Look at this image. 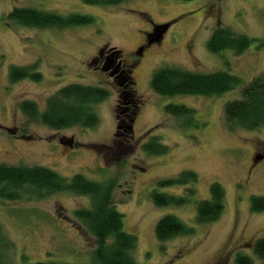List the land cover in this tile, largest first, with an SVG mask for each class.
I'll list each match as a JSON object with an SVG mask.
<instances>
[{"label":"rangeland","instance_id":"rangeland-1","mask_svg":"<svg viewBox=\"0 0 264 264\" xmlns=\"http://www.w3.org/2000/svg\"><path fill=\"white\" fill-rule=\"evenodd\" d=\"M14 7H32L61 15L94 18L88 26L71 29H34L11 26L6 15ZM171 23L160 42L139 56L153 25ZM218 27L229 28L257 40L243 54L231 50L214 55L207 41ZM264 0H127L115 7L88 5L80 0H0V163L40 166L69 178L115 184L113 199L123 215L124 230L137 238L133 253L139 264H236L240 255L264 264L252 253V243L264 237V212H252V196L264 197V126L256 130L228 128L223 116L226 102L239 99L241 88L264 73ZM121 52L124 63H134L135 98L140 100L134 124L137 148L122 160L106 162L94 145H112L116 133L118 86L91 61L101 49ZM11 66H36L40 82H10ZM179 67L195 73L225 71L238 76L242 86L222 96L155 94L150 87L158 68ZM105 88L108 97L92 106L97 126L52 130L29 122L19 110L24 100L41 111L48 97L68 84ZM168 104L195 111L196 123L185 127L165 113ZM148 133L149 136L147 135ZM159 140L168 147L163 156L148 155L142 145ZM256 157L261 159H256ZM184 171L197 174L195 196L181 207H156L153 191L186 196L187 186L161 187L160 180ZM225 191L221 217L209 225L195 223L196 205L210 197V185ZM15 200L0 198V226L8 240L0 247V264H96L93 237L74 218L90 199L70 193L38 198L20 191ZM174 215L194 232L160 243L155 225Z\"/></svg>","mask_w":264,"mask_h":264},{"label":"trees","instance_id":"trees-1","mask_svg":"<svg viewBox=\"0 0 264 264\" xmlns=\"http://www.w3.org/2000/svg\"><path fill=\"white\" fill-rule=\"evenodd\" d=\"M80 1L88 5L115 7L127 0ZM6 20L11 26L60 30L94 23V18L89 15L74 13L61 15L32 7H14L6 15ZM149 42L150 39H147V43ZM253 42L257 40L235 33L229 28L218 27L212 31L207 41V49L214 55H221L223 51L231 50L238 56L248 50ZM261 45H263L262 42L261 44L259 42L258 46ZM99 53H105L112 61H115V67L121 63L119 73L112 75L113 82L119 89L115 106L117 129L112 145L92 146L96 154L103 155L104 160L109 163L111 156L116 160H122L123 156H129L137 148L134 124L140 100L135 98L133 91L132 67L124 63L121 52L117 49L107 51L102 48ZM8 76L12 83L28 79L34 82L42 80V75L37 72L36 66H11ZM242 84L241 78L225 71L195 73L171 66L158 68L150 79L151 90L163 97H216L234 91ZM108 95L105 88L73 83L61 87L48 97L43 111L36 102L30 100L20 102L19 110L29 122H39L52 130L76 126L93 128L97 126L98 118L92 106L104 101ZM164 111L167 115L183 122L182 126L187 127L194 123L196 128L199 127L195 120L196 113L191 108L180 104H168L164 107ZM223 116L225 124L230 129L240 127L246 130H256L264 126V73L255 76L241 88L239 99L225 103ZM142 150L153 156H163L168 153V147L154 138L145 142ZM197 182L198 176L192 171H184L177 177L160 180L158 185L161 187L187 186L186 196L153 191V204L156 207L184 206L195 196ZM114 189L115 184L111 179L98 182L82 174L65 178L45 167L12 166L0 163V198L18 199L21 197L20 191L22 190L38 198L56 193L88 197L89 206L74 210L73 216L94 239L96 247L93 257L96 264H139L133 256L137 238L124 230L123 215L117 211L113 199ZM224 208L225 191L220 184L213 183L210 185V197L197 202L195 223L209 225L216 222L221 217ZM250 208L252 212H264V197L252 196ZM154 231L160 243L177 237L190 236L194 232L193 228L188 227L174 215H166L158 220ZM7 245L8 240L0 226V247ZM251 250L253 255L264 263V237L254 240ZM34 264L62 263L36 262ZM236 264H254V261L250 256L240 255L236 259Z\"/></svg>","mask_w":264,"mask_h":264},{"label":"flooded vegetation","instance_id":"flooded-vegetation-1","mask_svg":"<svg viewBox=\"0 0 264 264\" xmlns=\"http://www.w3.org/2000/svg\"><path fill=\"white\" fill-rule=\"evenodd\" d=\"M159 34H160V31L155 29V25L152 26L147 32H145L143 44L141 46H139L134 51V53L139 55V56H141L144 53V50L146 49V47L148 46L147 35H150L152 37H157ZM114 62L115 61H112V59L110 57H108L107 54L98 52V54L96 55V57H94V59L91 61L90 64L91 65H95V67H94L95 69H100V70H102L104 72H107V74L112 78L113 77L112 76L113 73L114 74H118L119 73V69L121 67V63H118L117 66L115 67ZM131 67L133 69L134 63L131 65ZM257 158L258 157H256V159Z\"/></svg>","mask_w":264,"mask_h":264},{"label":"water","instance_id":"water-1","mask_svg":"<svg viewBox=\"0 0 264 264\" xmlns=\"http://www.w3.org/2000/svg\"><path fill=\"white\" fill-rule=\"evenodd\" d=\"M170 25H171V23L155 25V29L159 30L160 34L157 37H152L150 35H147V38L150 39V42L148 43V45L160 42L162 40V38H163L164 33L168 30ZM258 159H261V157L258 158Z\"/></svg>","mask_w":264,"mask_h":264}]
</instances>
